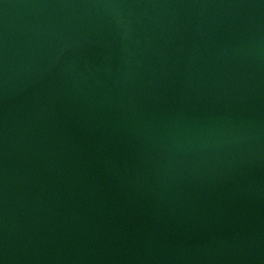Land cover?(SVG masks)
<instances>
[{
  "label": "water",
  "instance_id": "1",
  "mask_svg": "<svg viewBox=\"0 0 264 264\" xmlns=\"http://www.w3.org/2000/svg\"><path fill=\"white\" fill-rule=\"evenodd\" d=\"M0 264H264V0H0Z\"/></svg>",
  "mask_w": 264,
  "mask_h": 264
}]
</instances>
